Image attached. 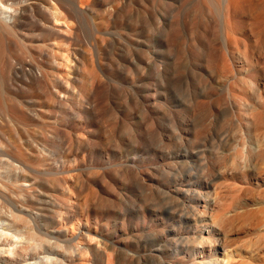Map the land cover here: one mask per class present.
Wrapping results in <instances>:
<instances>
[{"label":"rangeland","instance_id":"obj_1","mask_svg":"<svg viewBox=\"0 0 264 264\" xmlns=\"http://www.w3.org/2000/svg\"><path fill=\"white\" fill-rule=\"evenodd\" d=\"M206 1L0 0V110L24 115L0 118L22 154L0 175L18 236L0 230L25 247L2 264L39 253L30 220L82 255L67 264H264V85L241 91L230 59L264 52V0L236 19L237 45Z\"/></svg>","mask_w":264,"mask_h":264},{"label":"bare ground","instance_id":"obj_2","mask_svg":"<svg viewBox=\"0 0 264 264\" xmlns=\"http://www.w3.org/2000/svg\"><path fill=\"white\" fill-rule=\"evenodd\" d=\"M257 1L258 0H207L206 2L208 3L209 7L206 10V12L209 13L210 19L212 21H214L216 24L219 23V25L222 24L221 27L223 28V30L227 31V35L225 36L226 42L230 43L231 41L232 42L235 41L234 43H236V39L233 40L232 36L230 35L231 33L229 34V32H232V34H233V31L235 30L234 33L238 32L241 37H244V34L239 31L240 27H239V25H238L239 23L236 21V19L239 18L241 15H243L245 10H251L257 4ZM220 2H221V4L222 3L224 4V13L225 14H222L223 12L221 10L222 6L220 5ZM202 9L199 8V12H200L201 16L204 15V12ZM8 10H9V8H8ZM258 11H259V14L257 16H255L254 23H253L254 27H256L257 29L253 28V33H255L257 35L256 37L259 41L260 40L259 36H260L261 31H262L263 26H264L263 25V23H264V7L260 8ZM8 17L9 16L6 12V9L2 7L0 9V35H2V33H6V34L12 33L11 32L12 28H10L11 26H9L8 24H7L8 26H6L2 22V19H6ZM205 17L203 19H205ZM221 19H223V21H221ZM56 21H58V20H56ZM206 21H208V20H206ZM57 31L61 32L64 30L60 31L58 29ZM245 41H246V39H244L243 42H245ZM239 43H236V45ZM254 46L255 45L254 44L252 45L250 43V41H249V43H246L244 45V50L246 51V52L244 51V54H241V53H243L242 50H241L242 52H240L238 50H230V59L232 61L241 60L242 63L247 65V68H243L241 66L242 71L239 70L240 73H245V76L240 77V78H243V82H242L243 88H241V91L247 92V91L254 89L255 87H258L260 85H264V52L257 51L256 48H254ZM236 47H238V46H236ZM262 81H263V83H262ZM248 86L251 88H249ZM20 111L17 109H14V108L2 109V110H0V118L2 119L3 116L9 117V118H15L18 121H20V122H18V121L17 122L22 125L21 121L22 122H24V121L21 119H23L24 115ZM25 123H23V125H25ZM4 145L3 144H2V146L0 145V175L3 173V171L1 172L2 168L7 169V168H5L6 166L3 167L4 165H7V167L9 166L8 167L9 169H12V170H16V169L18 170L19 169L20 171H22V169L20 168L21 166L20 167L16 166L15 165L16 161H14V160L18 159L17 161L21 162L22 154L18 151L19 149L12 151L10 147L8 148L6 146L7 144L5 146ZM1 147H4V149H2ZM5 147L8 149H6ZM10 154L13 155V157H15L16 159H13V157ZM29 166H30V164H29ZM8 171H11V170H8ZM20 171H19V173H20ZM17 173H16V175H17ZM21 184H22V182H21ZM2 188H4V187H2ZM2 188H0L1 192L3 191ZM44 203L45 202L34 201V202H31V205H32L33 209H37V210H41V211L42 210H48V207H46ZM19 210H25V209L21 208ZM3 215L2 214L0 215V222L4 223L3 224L4 229L13 231L15 233V234L13 233L14 237L18 236L16 234L17 230H18V228L16 227V224H18V222L22 219L21 213H16L12 210L9 214H6V216L5 215L3 216ZM1 217H4V220H2ZM31 221L32 220H30V222H29V224L31 223V225H32L30 228L31 231L29 230L30 232L28 233V234H30L29 239L34 244V245L31 244L32 248L34 246L35 250H38L39 253L36 255L34 260H30V259L26 258L28 255V252H27L26 257L24 255L22 256V258L24 260L21 261V264H67V262L73 261L76 258H82V255H79L76 253L69 254L70 252L69 253L63 252V254H61L60 251L62 248H61V245H59V242L57 241L58 239L51 241V239H53L51 237L49 239L45 238V240H43L40 233L34 228V223ZM211 232L213 235V231H211ZM216 232H217V235H223L221 230L218 228H215V234H216ZM5 233H3L2 230H0V259L5 260V262H11L10 257L15 256V255L21 256V254H18V252L21 251L22 249H24L25 247L20 248L21 245L19 247L18 246L6 247L7 245H5L3 243V241L6 239H10V236H8ZM209 234H210V232H209ZM215 234H214V236H215ZM91 239L92 238H89V241ZM42 240L44 242H42ZM209 243H211V245H213L214 250L216 252L218 250L217 249L218 247L223 246L222 245L223 244V238H215L213 243H212V241H210ZM29 249H31V247ZM35 252H37V251H35ZM3 255H10V256H6L7 258H3ZM109 258H110V256L108 255V259ZM14 259H15V257H14ZM86 263H88V262H86ZM0 264H2V262H0Z\"/></svg>","mask_w":264,"mask_h":264}]
</instances>
